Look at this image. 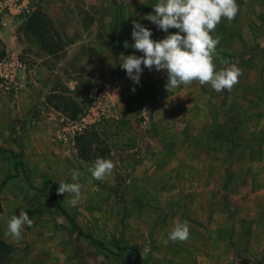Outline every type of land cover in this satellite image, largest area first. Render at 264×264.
I'll use <instances>...</instances> for the list:
<instances>
[{"label": "rangeland", "instance_id": "374dc122", "mask_svg": "<svg viewBox=\"0 0 264 264\" xmlns=\"http://www.w3.org/2000/svg\"><path fill=\"white\" fill-rule=\"evenodd\" d=\"M101 3L107 4L104 8L112 18L113 11L131 8L135 1L42 0L34 11L42 15L57 46L48 58L37 46L38 33L31 31L36 20L16 23L17 39L25 45L16 54L24 70L42 67L50 74L37 89L41 104L58 113V125L51 126L48 141L36 134L23 143L30 122L40 115L37 104L29 117L22 115L11 124L7 143H0L15 154L0 153V238L11 237L5 235L8 222L21 210L34 221L21 233L27 241L7 244L0 260L11 259L8 255L16 249L39 247L47 252L39 264H137L131 251L115 255L116 248L135 246L142 264H191L192 256L201 252L211 212L218 213L220 206L227 214L241 210L229 188L264 186V0H236V17L231 22L222 18L210 33L220 37L213 61L216 71L232 64L241 69L230 91L218 93L210 83L197 90L181 85L167 91V71L141 65L140 84L134 87L149 91L146 97L135 96L129 85L125 91L130 99L121 96L119 107L90 111L117 67H96L87 49V30L98 26ZM143 3L151 9L158 0ZM5 54L0 49V59ZM9 93L0 88V100ZM5 101L11 103V96ZM71 104L81 110L74 120L62 111ZM125 112L130 114L122 118ZM85 115L87 123L81 119ZM69 121L79 122L81 130H64ZM91 128L98 141L82 160L74 138ZM97 157L115 165L104 181L87 172ZM74 169L83 173L78 181L71 179ZM6 176L10 178L1 182ZM61 181L82 184L79 199L71 193L57 194ZM179 221H188L190 236L173 243L169 233ZM73 224L105 249L79 236Z\"/></svg>", "mask_w": 264, "mask_h": 264}, {"label": "crops", "instance_id": "0c3cea01", "mask_svg": "<svg viewBox=\"0 0 264 264\" xmlns=\"http://www.w3.org/2000/svg\"><path fill=\"white\" fill-rule=\"evenodd\" d=\"M133 1H135V3L131 8L128 6L122 10L116 9V11H113L112 18L107 15V10L104 8L107 4L101 3L98 14L101 19L98 26L93 24L87 30V33H89L87 49L92 64L96 67L117 65L114 72L107 78V80L110 79V84L105 85L101 97L92 103L93 105L95 104V106L92 105L89 107L90 111L97 108L103 110L105 106L114 107L115 105V107H119L121 103H118V99L121 98V96L130 99L125 89L129 85L133 88L136 84L126 76L125 71L120 67V64L123 62L121 54L124 56L130 54L136 56L143 55V53L131 47L127 49L123 47V42L125 40H127L130 45L134 42L131 37L132 21H139L143 26L150 29L152 31L151 39L154 41L163 39L169 33H176L179 31L170 28L168 33H165L159 30L152 22L143 19L145 14L153 13V8H145L143 3L150 0ZM44 9L47 11V8ZM110 20L113 23H109ZM181 35L184 34L181 33ZM90 38H92V40H89ZM22 42L23 41L17 39L16 23L11 24V22H5L4 26L0 28V49L4 53H18V51L25 46ZM79 42H84V40L69 44L64 49L73 48L77 46ZM37 44L39 49L46 53V58L50 57V55L41 48L39 43ZM20 59H22V57H20ZM49 77V72L42 67L23 70L18 73L19 89L14 93H9V96H11V103L5 101L9 99L8 95L7 98L3 95L4 100H0V143H7L5 138L10 135L9 131L11 124H16L18 120L22 118V115L29 117V113L37 104H40V115L30 122V126L24 133L25 139L23 143L27 144L28 139L36 134H38L40 138L48 141L51 126L58 125L56 124L58 121V113L49 107L47 103L41 104L43 96L37 89V86L45 83ZM155 78L158 79L157 77ZM155 78L154 80L156 81ZM184 86L186 88H196V90L202 87L198 81H193L191 85ZM134 88L135 91L131 92L135 94V96L146 97L149 93L148 91L145 94V92L142 93V89ZM137 106L141 108L138 104ZM46 114H48L50 118H53V121H49L48 118L45 119L44 115ZM127 114L130 113H123L122 118ZM87 116L89 115L81 117L84 123L88 122ZM219 189L220 188L215 187V190ZM229 189V192L234 194L233 197L238 198L237 205L241 206V210L235 213L233 209V212H229L231 215L229 216V214L221 210L222 206H218V213L212 214L211 212L213 220L207 222L208 228L204 232V238L199 250L201 252L192 256L190 261L191 264H264V186H257L249 183L243 186H234ZM237 191L242 195H235ZM232 208L233 207H229V209ZM1 214L2 213H0V215ZM209 222H211V225H209ZM0 241L4 244L17 243L12 237L0 238ZM23 241H27L26 236H22L18 242L22 243ZM45 253L47 252H40L39 247L24 250L16 249L9 253L8 256L12 257L11 259L0 260V264H39V261H42L41 258L46 256Z\"/></svg>", "mask_w": 264, "mask_h": 264}, {"label": "clouds", "instance_id": "9594fccd", "mask_svg": "<svg viewBox=\"0 0 264 264\" xmlns=\"http://www.w3.org/2000/svg\"><path fill=\"white\" fill-rule=\"evenodd\" d=\"M153 13L145 14L143 19L152 22L156 27L168 33L170 28L179 30L169 33L163 39H151L152 31L139 21H132L131 45L127 40L124 48H133L143 53L142 56L130 54L123 57L120 67L126 76L136 85L140 84L143 68L150 71H167V91L179 88L181 85H191L193 81L199 84H211L216 92L231 90L242 74L235 64L216 71L213 63L220 37L210 35L222 18L231 22L239 11L236 0H158L153 7ZM183 33L184 35H181ZM224 63H228L225 61ZM133 92L135 88L131 89ZM115 165L110 159L97 157L87 172L98 181H104L111 175ZM83 173L79 169L71 172L72 181H78ZM83 185L78 182L66 183L61 181L57 194L71 193L79 199ZM34 224L32 218L21 210L19 216L12 215L5 232L18 242L25 226ZM190 236L188 221H179L169 233V240L173 243L184 242Z\"/></svg>", "mask_w": 264, "mask_h": 264}, {"label": "trees", "instance_id": "16d2710c", "mask_svg": "<svg viewBox=\"0 0 264 264\" xmlns=\"http://www.w3.org/2000/svg\"><path fill=\"white\" fill-rule=\"evenodd\" d=\"M30 19L36 20L35 26L32 27L31 31L38 33L39 45L41 46V48L44 49L48 54L54 52L55 49L57 48V46H56V44H54V42L48 36L47 29L44 27L45 25L42 23V19H43L42 15H40V14L36 13V11H34L31 13V15L25 21H28ZM37 20H39V22H37ZM68 106L65 105L63 107L62 111H63V113H65V115L67 116V118L69 120H74L76 118V116L80 114L81 110L79 109V107L76 104H71L70 107H68ZM97 141H98V139H97L96 131L92 128L89 130H85L82 133L78 134L74 138V145H75V149L77 151L78 157L82 160H87V157L89 156V154L91 152L92 146L94 144H96ZM6 152L11 157H15V154L13 152L0 148V153H6ZM101 153H104V152L101 151ZM8 178H10V176L4 177L1 182L6 181ZM52 186H53L52 201L55 203V205H57L56 204L57 200H56L55 184H52ZM59 209H60V211L64 217H68L61 208H59ZM1 212H2V209L0 206V213ZM73 227L79 236H82V237L96 243L99 246V248L105 249L102 243H100L99 241L95 240L94 238H92L90 236H84L83 233L79 230V228L76 227L74 224H73ZM6 246H7V244H4L3 242L0 241V250ZM126 251H131L135 256L137 264H142L141 256L139 254L137 247H135V246L116 248L115 249V255H120L122 252H126Z\"/></svg>", "mask_w": 264, "mask_h": 264}, {"label": "built area", "instance_id": "2783aa9c", "mask_svg": "<svg viewBox=\"0 0 264 264\" xmlns=\"http://www.w3.org/2000/svg\"><path fill=\"white\" fill-rule=\"evenodd\" d=\"M41 3L42 0H0V28L4 26L5 22L21 24ZM23 70V61L19 55L6 53L0 59V88L12 93L18 90V73ZM80 125L79 122L69 121L64 130L80 131ZM60 137L64 138L62 134Z\"/></svg>", "mask_w": 264, "mask_h": 264}]
</instances>
